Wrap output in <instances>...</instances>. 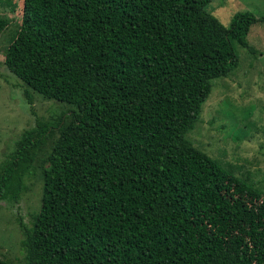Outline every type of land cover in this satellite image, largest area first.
<instances>
[{
    "label": "trees",
    "instance_id": "trees-1",
    "mask_svg": "<svg viewBox=\"0 0 264 264\" xmlns=\"http://www.w3.org/2000/svg\"><path fill=\"white\" fill-rule=\"evenodd\" d=\"M210 1L22 0L3 63L71 106L0 167V199L15 201L57 131L21 225L25 264H264V195L185 137L212 79L236 68L233 43L264 21L244 10L224 26Z\"/></svg>",
    "mask_w": 264,
    "mask_h": 264
},
{
    "label": "rangeland",
    "instance_id": "rangeland-1",
    "mask_svg": "<svg viewBox=\"0 0 264 264\" xmlns=\"http://www.w3.org/2000/svg\"><path fill=\"white\" fill-rule=\"evenodd\" d=\"M22 0H0V17L7 24L0 32V167L13 156L17 143L36 122L57 124L71 108L46 99L8 71L3 51L17 31ZM206 9L224 26L236 11L264 15V0H211ZM246 47L233 43L238 63L225 77L211 81L201 104L199 119L185 137L209 157L226 164L234 176L251 184L264 195V21L252 24ZM67 121V119H66ZM57 131L32 151L28 176L15 201L0 199V258L10 264H25L19 241L23 227L31 223L40 204L41 169ZM20 223V224H19Z\"/></svg>",
    "mask_w": 264,
    "mask_h": 264
}]
</instances>
